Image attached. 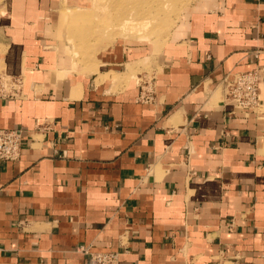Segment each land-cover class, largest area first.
I'll use <instances>...</instances> for the list:
<instances>
[{
  "label": "crops",
  "instance_id": "0c3cea01",
  "mask_svg": "<svg viewBox=\"0 0 264 264\" xmlns=\"http://www.w3.org/2000/svg\"><path fill=\"white\" fill-rule=\"evenodd\" d=\"M58 2L0 0V72L24 79L0 127L26 132L0 160V264H89L80 246L120 264H264V70L257 111L224 94L264 66V0H195L140 83L125 42L78 65Z\"/></svg>",
  "mask_w": 264,
  "mask_h": 264
},
{
  "label": "rangeland",
  "instance_id": "374dc122",
  "mask_svg": "<svg viewBox=\"0 0 264 264\" xmlns=\"http://www.w3.org/2000/svg\"><path fill=\"white\" fill-rule=\"evenodd\" d=\"M194 1L59 0L56 11L78 65L91 68L109 47L125 42L131 57L127 70L140 83L144 74L152 78L157 55Z\"/></svg>",
  "mask_w": 264,
  "mask_h": 264
},
{
  "label": "built area",
  "instance_id": "2783aa9c",
  "mask_svg": "<svg viewBox=\"0 0 264 264\" xmlns=\"http://www.w3.org/2000/svg\"><path fill=\"white\" fill-rule=\"evenodd\" d=\"M258 56V53L256 54ZM264 66L234 73L224 81L226 98L234 101L235 111H257L263 103L262 72ZM23 78L0 72V97L12 96L22 90ZM145 101L152 99L150 90L141 94ZM26 132L23 128L0 127V160H17L21 157ZM79 251L87 255L89 264H120V250H93L80 246Z\"/></svg>",
  "mask_w": 264,
  "mask_h": 264
}]
</instances>
